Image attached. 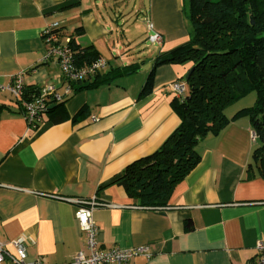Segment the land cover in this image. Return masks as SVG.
<instances>
[{
  "label": "crops",
  "instance_id": "crops-1",
  "mask_svg": "<svg viewBox=\"0 0 264 264\" xmlns=\"http://www.w3.org/2000/svg\"><path fill=\"white\" fill-rule=\"evenodd\" d=\"M120 2L0 0L2 85L22 73L25 85H49L62 93L59 65L42 61V31L52 22L107 61L100 75L137 66L109 83L74 91L60 113H44L34 129L19 103L0 92V240L14 252L10 241L23 236L28 260L62 264L85 248L71 199L94 197L101 203L92 212L100 248L145 246L150 253L129 264H245L264 239V179L247 177L257 144L250 138L248 116H236L217 135L198 141L199 161L176 183L164 209L138 206L112 183L179 124L169 104L175 97L169 84L185 80L192 66L188 61L153 66L160 54L189 40L191 26L182 11L186 0H143L149 34L159 33L162 42L156 52L142 56L123 42ZM151 71V89L141 95ZM252 104L227 106L225 114L232 117Z\"/></svg>",
  "mask_w": 264,
  "mask_h": 264
},
{
  "label": "trees",
  "instance_id": "trees-1",
  "mask_svg": "<svg viewBox=\"0 0 264 264\" xmlns=\"http://www.w3.org/2000/svg\"><path fill=\"white\" fill-rule=\"evenodd\" d=\"M182 11L191 26L189 40L160 54L153 63L192 62L184 98L175 96L169 102L179 124L154 152L132 161L112 182L142 207L165 206L176 183L198 163V141L208 133L217 135L240 115L248 116L257 141L247 165V177L258 175L264 179V0H186ZM53 32L70 37L68 45L76 64L99 57L92 45L80 47L74 35L65 33L63 27ZM80 32L77 28L75 34ZM136 70L132 64L114 75L96 73L92 79L72 82V93ZM151 75L152 71L141 95L150 91ZM38 89L24 84L22 97L32 98ZM250 91L255 93L254 103L228 117L225 108ZM64 101L53 104L46 112L60 113ZM83 113L84 108L77 115ZM60 119L61 114L53 120Z\"/></svg>",
  "mask_w": 264,
  "mask_h": 264
},
{
  "label": "built area",
  "instance_id": "built-area-1",
  "mask_svg": "<svg viewBox=\"0 0 264 264\" xmlns=\"http://www.w3.org/2000/svg\"><path fill=\"white\" fill-rule=\"evenodd\" d=\"M59 26L58 22H52L42 31L46 47L42 61L52 59L59 65L63 77L62 93L57 92L53 86L45 85L39 87L38 92L32 98L24 99L22 97L24 87L22 73L13 75L6 84H0V92L9 93L19 103L29 129L36 128L43 121V115L50 105L61 102L72 94V82L91 78L103 71L107 65V61L102 57L89 63L76 64L73 51L68 45L70 37L66 34L59 37L53 32ZM146 41L151 44H160L162 36L157 32H152ZM169 89L175 96L183 99L187 83L185 80H175L169 84ZM250 138L252 142L256 141V134L253 131H251ZM71 201L75 205L74 217L85 237V248L77 250L68 261L62 264H129V261L136 256H150L145 246L100 248L97 240L98 229L93 221L92 212L101 203L97 202L94 197L74 198ZM164 208L166 206L151 209ZM10 243L14 247V252L7 250L5 243L0 240V264H44L40 259H27L26 240L23 236L13 239ZM256 251L255 258L245 264H264V239L257 241Z\"/></svg>",
  "mask_w": 264,
  "mask_h": 264
},
{
  "label": "rangeland",
  "instance_id": "rangeland-1",
  "mask_svg": "<svg viewBox=\"0 0 264 264\" xmlns=\"http://www.w3.org/2000/svg\"><path fill=\"white\" fill-rule=\"evenodd\" d=\"M142 2L143 0H121L119 3L120 11H123L125 15V21L121 23L124 30L123 42L130 44V49H133L134 53H140L141 56L144 54L147 55L149 53H154L160 47V44H151L146 41V37L149 35V29L146 27V22L143 18L145 11L142 6ZM101 12L104 14L105 9L101 8ZM116 15L117 14H115V16ZM111 16L113 17V14ZM106 22L107 24H114L110 19H108ZM254 100L255 93L254 91H250L244 97L234 101L229 106H232V109L237 108V106L242 107L245 104L254 103Z\"/></svg>",
  "mask_w": 264,
  "mask_h": 264
},
{
  "label": "water",
  "instance_id": "water-1",
  "mask_svg": "<svg viewBox=\"0 0 264 264\" xmlns=\"http://www.w3.org/2000/svg\"><path fill=\"white\" fill-rule=\"evenodd\" d=\"M192 70H193V68L191 67L189 70H188V72L186 73V75H185V80H188V78H189V76H190V74H191V72H192ZM53 106V104L52 105H50L49 106V108H51Z\"/></svg>",
  "mask_w": 264,
  "mask_h": 264
}]
</instances>
